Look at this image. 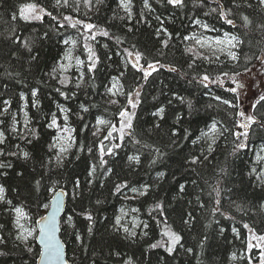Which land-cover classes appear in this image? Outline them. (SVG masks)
Returning a JSON list of instances; mask_svg holds the SVG:
<instances>
[{
    "label": "trees",
    "instance_id": "1",
    "mask_svg": "<svg viewBox=\"0 0 264 264\" xmlns=\"http://www.w3.org/2000/svg\"><path fill=\"white\" fill-rule=\"evenodd\" d=\"M27 2L39 3L46 11L52 12L57 20L48 16H44L43 21L13 20V15H18L19 7ZM149 2L151 12L144 9L143 0H132V16L128 19L127 13L117 6L118 0H104L102 5H95L93 0L95 6L88 7H85L83 0H80L78 7L76 0H69L71 7L67 8L55 5V0H0V131H4L6 136L5 144L0 145L5 151V155L0 156V164L5 165L0 168V185L5 188V200H11L13 206L23 207L31 217L26 223L35 228V221L45 212L40 205L49 203L51 194L63 189L66 192V204L61 219V238L66 246L69 264H125L128 260L131 264H248L246 246L249 233L243 224L248 223L259 233H264V210L259 207L264 201V185H260L256 179L258 173L252 172L254 152L257 146L264 147V129L254 125V133L249 137L247 147L235 154L233 148L237 141L229 133H225L226 139L217 141L212 153L207 152L205 141L195 145L191 141L213 119L219 120L232 131H243L235 127L236 122L242 119L236 115L239 111H246V114L264 120V102L258 104L254 111L250 107L253 103L250 94L245 95V98L240 95L239 108H230L214 99L220 96L235 103V94L226 91L228 87H233L231 78L234 74L239 72L240 76H245L247 73L253 75V71L261 72V64L256 57L264 56V28L260 27L264 24V9L258 6L257 0H249L251 7L245 0H236L240 8L233 9L231 18L235 24L228 25L219 19L218 12L211 11L217 7L213 0H185L184 8L175 9L166 3H157V0ZM220 2L226 8L232 7V0ZM64 15L96 24L108 31L109 37L97 35L95 40L86 42L82 27H58ZM141 15L144 21H141ZM242 15H247L251 21L247 28L243 27ZM157 16L165 21V27L173 34L168 48H163L154 34L159 27L155 19ZM194 19L201 20L215 31L203 30L191 23ZM226 32L242 40L236 49L238 61L234 62L222 55L220 61L211 64L197 60L198 67L188 69L190 57L184 55V48L186 44L194 45V41L185 42L183 36H221ZM13 35L34 41L33 54L38 55V61L29 62L28 52L10 42L9 38ZM117 37L123 43L117 44ZM66 39L77 41V56L85 63L88 57L85 43L94 49L101 61L94 74H88L86 67L81 69L86 73V80L80 88L76 87L78 79L74 71L63 73L69 79V84L63 88L58 83L61 77L54 80L49 75H57L52 73V69H58V63L66 51L63 43ZM132 45L149 59L172 64L188 75L181 77L179 73L161 69L149 78L141 91V104L134 110L129 107V111H135L132 135L125 136L123 141H111L121 144V147L115 149V155L104 157L108 163L101 169L98 166V145L103 135L107 134L108 126H102L103 131L93 136L96 119L100 117L118 125L121 107H128L126 95L112 97L118 103L110 104V98L105 94L106 86L112 76H119L120 71L125 73L120 79L125 93L144 83L140 80L141 74L134 72L130 65L126 66V58L118 55ZM246 67L251 71L245 73ZM204 71L213 78L219 75L224 81L223 87L212 84L205 89L195 82L189 83L193 75ZM222 73H228V76ZM33 88L38 90L35 98L31 95ZM56 88H61L66 96H61L55 91ZM180 98H183V102ZM5 100L9 102L7 105L4 104ZM34 100L38 102L35 107ZM188 101H191V109ZM81 104L88 107L89 111L82 112ZM158 107L165 109L163 119L152 115ZM60 109L68 111L62 113ZM25 113L29 127L39 133V139H33L32 144L20 139V134L26 132ZM52 114L57 116L60 125L64 123L74 130L72 136L76 142L66 155L63 166L53 167L51 175L59 179V185L54 191H48L51 184L45 181L36 191L35 180L46 171L41 168V161L46 163L54 155V152L48 151V147L57 131L45 127ZM65 114L68 116L67 122L64 120ZM157 124L159 128L155 127ZM13 127L19 131L14 133ZM173 129L177 132L176 137L171 134ZM185 129L190 137L188 140L184 139ZM173 139L178 141L179 147L172 144ZM134 140L140 143L136 144ZM111 143L104 141L107 146H111ZM17 144L20 145L19 150ZM89 148L92 152L88 151ZM157 148L164 153L162 157L155 151ZM20 150L28 151L30 158H21ZM202 151L208 156L203 163L189 165L185 162L186 158H190V153L200 155ZM9 152H17L18 155L11 156ZM129 156H139L140 163L129 161ZM154 158H157L155 165L150 163ZM93 163L97 164V171L95 177H89L88 171ZM8 164L11 167H7ZM107 168H111L112 172L107 176L102 175ZM161 171L165 173L163 178L157 175ZM77 179L81 182L79 189L74 188ZM90 179L93 181L91 185L88 183ZM124 182L128 187L113 195L115 185ZM180 184L186 185L183 193L179 191ZM145 185L148 186L147 193L141 196L139 191H143ZM133 188L138 191L133 192ZM215 188L220 189L219 197ZM217 199L220 200L219 211L214 214ZM97 200L102 203L97 204ZM156 203L161 204V209L154 208ZM10 207L6 202L0 203V236L6 240V244L0 245V250L6 253L0 256V264H35L39 248L35 240H30L33 252L29 253L23 244L15 240L14 214L5 211ZM123 209H136L133 212L140 225L134 237L114 227ZM189 212L193 217L192 222L184 224L183 220L188 219ZM83 213L93 216L91 234L88 233L89 222ZM68 216L73 217L72 225L66 223ZM233 228L237 229L239 235L232 231ZM166 229L181 235V242L171 255L164 247H149L157 241L167 245L168 238L163 235ZM145 232L147 235L143 234ZM76 233L80 234V241L76 240ZM258 253L259 250L255 248L251 253L256 264Z\"/></svg>",
    "mask_w": 264,
    "mask_h": 264
},
{
    "label": "snow or ice",
    "instance_id": "2",
    "mask_svg": "<svg viewBox=\"0 0 264 264\" xmlns=\"http://www.w3.org/2000/svg\"><path fill=\"white\" fill-rule=\"evenodd\" d=\"M217 4V7L212 8L211 11L214 13L218 12L219 19L223 20L228 25H234L235 21L231 17L234 15L233 9L240 8V4L236 2V0H232V7L226 8L223 3L220 2V0H213ZM80 0H76L77 7L79 6ZM83 3L85 7H88L90 5H102L104 3V0H95V5H93V0H83ZM157 3H166V5L171 6L173 9L175 8H184L185 7V0H157ZM245 3H247L248 7H251V3L249 0H245ZM258 6L262 9H264V0H257ZM55 5L60 7H71L69 0H55ZM119 8L123 9L128 16V19H131L132 13V0H118ZM143 7L144 9H147L149 12L152 11L151 4L149 0H143ZM205 15H208V13H205ZM44 16L51 17L52 20H57V17L53 15L52 12L46 11L44 7L39 5V3L36 2H27L21 5L18 9V15H13L12 19H22L24 21H33V20H40L43 21ZM243 20V27L247 28L248 25L251 23L249 20V17L247 15L241 16ZM120 19H124V17H120ZM155 19L159 22V27L155 29V36L157 39L160 40L161 45L163 48H168L169 43L173 39V34L168 31L167 27H165V21L161 19L160 16L155 17ZM141 21H144L143 15H141ZM191 23L198 25L199 27L203 28L205 31H215L214 28H209L208 24L203 23L199 19H194L191 21ZM71 27L74 29H77L78 26L83 28V38L87 42L89 39L95 40L97 35H102L104 37H109V32L100 28L98 25L93 23H84L82 20L74 19L72 16L64 15L63 16V22H60L58 24L59 28H65V27ZM260 27L264 28V24L260 25ZM129 31H132L131 28L128 29ZM14 31V30H13ZM47 33H45V37H47ZM163 37V38H162ZM177 37H179V34L177 33ZM10 42L17 46V48H22L26 50L29 54V62H35L38 61L39 57L38 55H34V41L30 38H21L19 35H13L10 38ZM182 40L187 42L190 40H194V45L186 44L184 48V55H187L190 57V60L187 62L188 69H195L198 67L196 64L197 60H203L208 61L210 64L214 61H220V55H216V50L228 57V59L236 62L239 60V55L236 49L240 47L242 44V40L235 35H231L229 33H224L223 38H197L195 36H188L185 35L182 37ZM117 44L123 43V41L117 37L116 40ZM63 43L65 45L72 44L73 46L76 45V41L74 40H64ZM213 45L217 46L216 48H213ZM223 46V47H219ZM84 48L88 53L87 57V63H85L84 60H81L79 57H73L72 56V50L69 48L66 53L64 59L68 60V64H60L59 70L57 68L52 69V73H57V75H50L51 79H57L58 76L61 77L58 79V83L61 85V88L67 87L69 84V79L66 76H63V73L67 72L70 67H72L70 61L72 59H75L76 66L78 70V81L76 83V87L80 88L82 86V83L86 80V73L84 71H81L80 69L83 67L87 68L88 74H94L98 70V65L100 64V58L96 55V52L94 49L87 43L84 44ZM205 48H213L212 56L205 55L202 51ZM13 56H15V52L12 53ZM118 55H122L125 57V64L126 66L130 65L131 69L134 70L136 73H140V80H142L144 83L138 84L135 89L132 91L125 93L124 86L120 82L121 77L125 75L124 71H120L119 76H112L111 81L108 86L105 88V94L110 98L109 103L110 104H117V99H112V97H119L121 95H126L127 97V105L128 107L122 106L121 110L118 113L119 117V124H111L109 121L98 117L96 119V125L95 131H93V136H98V133H101L103 131L102 126H108L107 134L103 135L102 139L99 140L98 145V151H99V167L103 169L105 165L108 163V161L104 158L105 156H113L115 155V149H118L121 147V144L119 143H111L112 140L119 139L120 141H123L125 136L132 135L131 129L133 128V117L135 116V111H129L130 109H136L142 101L141 91L144 87V84H146L149 81V78L153 76L154 73H158L161 69H165L168 72L171 73H179L181 77H185L188 75L187 72H181L179 68L172 64H164L161 63L159 59H149L146 54L136 48L135 45H132V47L124 48L123 53H118ZM214 58V59H213ZM109 59H111L109 57ZM257 60L260 61L261 64V74H264V56H257ZM251 69L245 68L244 72H250ZM9 76L12 75V73H8ZM16 75H19L17 73ZM223 76H228V73H222ZM241 73L237 72L234 74V77L231 78L232 83L235 84V87H228L226 91L231 92L235 94V103H233L232 100L229 99H223L220 96L214 97L217 101H220L224 105H227L230 108H239L241 105L240 101V90H245V85L242 83H239L235 76H240ZM135 79V77H134ZM195 82L198 85H201L203 88L207 89L212 84H219L221 87L224 85V81L220 79V76L217 75L215 78L207 72L204 71L202 73H196L192 76L189 83ZM95 87V85H93ZM255 87H259V83L255 85ZM61 88H56L55 91H57L61 96H66L65 92L61 90ZM246 94V90H245ZM32 97H37L38 90L36 88H33L31 90ZM21 99H23V93H21ZM153 99H156V97H153ZM181 102H183V98H180ZM261 102H264V93L260 94L258 99H256L253 103H251L250 107L255 111L258 104H261ZM9 102L7 100L4 101V104L7 105ZM37 101H33V107L37 105ZM171 103V100L169 101ZM94 106V105H93ZM189 109L192 108L191 101H188ZM7 109H5L6 111ZM80 110L82 112H88L89 108L85 107L83 104L80 105ZM62 113H66L68 110L66 109H60ZM165 109L164 107H158L155 112L152 113L154 117H158L159 119L164 118ZM2 114V113H0ZM239 117H241V120H238L235 124V127L237 129H243V131H232L228 127L221 124L219 120L213 119L211 124L207 126L205 130H201L200 135L196 137V139L192 140V144L195 145L200 141H205L207 144V152L212 153L214 151L213 146L217 143V141L220 138H227L225 137V133H229L230 135L235 137V146L233 148V154H235L237 151L243 150L247 147V141L249 137L254 133L253 126L257 125L259 128L264 129V120H258L255 115L252 114H246V111H239L236 113ZM15 120V117H13ZM81 120H83V117H80ZM180 117L177 116V120H179ZM64 120L67 122L68 116L64 115ZM219 125V127H218ZM48 129H56L57 135L53 136L52 143L48 147L49 152H54L53 156H50L48 161L45 163L41 161V168L45 169L46 171L40 176L39 179L35 180V186L36 191H39L40 186L43 182L48 181L51 184V187H49L48 191H54V189L59 185V179L54 178L53 175H51L53 171V167L55 168H61L64 164L66 157V154L69 152V150L72 148L73 144L76 142L75 137L71 135L73 129H70L68 127H61L57 122V116L55 114H52L51 120L46 123L45 125ZM85 128L88 127L87 124L84 125ZM156 128H159L160 125H155ZM25 129L26 132L23 134H20V139L25 140L28 144H32L33 139H39V133L35 128L29 127V121L27 118V113H25ZM12 131L14 133H17L19 130L15 127L12 128ZM63 133L64 135H61ZM116 133L117 135H114ZM172 136L176 137L177 132L175 129L172 130ZM189 134L187 132V129H185V135L184 139L188 140ZM243 138V139H242ZM104 141H109L111 143V146H107L104 144ZM6 142V136L4 131H0V145H4ZM136 144H139V140L133 141ZM172 144L179 147L178 141L176 139L172 140ZM145 147H148V145H145ZM16 148L19 150L20 145L17 144ZM89 152H92V149H88ZM155 151L158 153L159 157H162L164 153L160 151V149H155ZM5 155V151L2 147H0V156ZM8 155L11 156H17V152H9ZM19 156L23 158L24 160H28L30 158V153L28 151L20 150ZM203 157V160L201 159ZM208 156L204 154L202 151L200 155H196L195 153H190V158H186V163L189 165H199L203 163L204 160H207ZM129 161H135L136 163H140V157L139 156H129ZM261 160H264V157L258 156L257 157V163H259ZM151 164L155 165L157 163V158H154L150 162ZM5 167L4 164H0V168ZM7 167H11V164H8ZM195 170V169H193ZM97 171V164L93 163L90 166V169L88 171L89 177H95ZM221 171H224V169H221ZM257 170L255 168L252 169V172H256ZM112 172L111 168H107L102 175L107 176L109 173ZM19 175V173H18ZM157 175L161 178L165 176L164 172H158ZM256 179L260 182V185H264V169H261L260 172L257 174ZM88 183L91 185L93 181L90 179ZM195 183V181H193ZM101 186H103V181L101 182ZM81 187V182L79 179H77L74 183V188L79 189ZM128 185L126 182L124 183H118L115 185V190L112 193L115 195L116 193H120L122 189L127 188ZM133 192L138 191L137 189L133 188L131 189ZM148 190V186H144L143 191H139V195L143 196L146 195ZM179 191L181 193L186 191V185L180 184L179 185ZM214 191L216 192L217 197L220 195V189L215 188ZM5 188L3 185H0V202H6L11 207L8 209H5V211H8L10 213L14 214L13 224L16 228L15 233V240L19 242L20 244L24 245V248L27 252L32 253L33 248L30 245V240H35L40 246V251L38 254V259L36 260V264H68V262L65 260L64 256V245L56 238V213L59 210L60 207V198L65 195L64 190L61 189L59 192H55V194L52 196L50 203H42L40 206L45 210V215H41L38 220L35 221V224L39 226V230L37 232L36 228H29L26 227V221H28L31 217L29 213H27L23 207L13 206L11 200H5ZM197 200H199V197H197ZM97 204L102 203V201L97 200ZM219 204L220 200H216V205L213 209V213L215 214L217 211H219ZM51 206V211L49 212L48 209ZM203 207V205H201ZM261 210H264V201H261L259 205ZM155 209H161V204L156 203L154 206ZM238 210L239 206H237ZM133 211H136V209H133ZM223 214V213H221ZM84 218L89 222L88 225V233H92V222H93V216L90 213H83ZM192 214L191 212L188 213V219L183 220L184 224H190L192 222ZM72 216H68L66 223L69 225H72ZM2 227V225H0ZM115 228L120 229L122 227V230L129 236L134 237L137 235L135 231H130L128 227H123L121 225V217H117L115 221ZM137 225L134 223L132 225V228H136ZM145 228H147V224L144 225ZM243 227L248 230L249 236L247 239V246H246V252L248 255V264H256V261H254L251 253L252 250L258 249V257L256 260L258 261V264H264V233H259L257 230H255L252 226H250L248 223H244ZM223 231V229H221ZM232 231L239 235L236 228H233ZM144 235H147V233H143ZM163 235L168 238V243L165 245L161 241H157L156 243H152L149 245L151 249H156L158 247H164L165 251L171 255L175 250L176 246L180 244L181 242V235L178 234L175 231H172L171 229H166L163 232ZM76 240L80 241L81 236L79 233H76ZM6 244V240L4 237L0 236V245ZM187 251L191 252V249H187ZM6 255V253L3 250H0V256ZM119 255V253H117ZM233 259H235V256H233ZM125 264H131V261H125Z\"/></svg>",
    "mask_w": 264,
    "mask_h": 264
},
{
    "label": "rangeland",
    "instance_id": "3",
    "mask_svg": "<svg viewBox=\"0 0 264 264\" xmlns=\"http://www.w3.org/2000/svg\"><path fill=\"white\" fill-rule=\"evenodd\" d=\"M203 29V28H202ZM204 30V29H203ZM195 37H197V38H208V37H212V38H216V37H219V38H223L224 37V34H222L221 36H212V35H202V36H195ZM67 40H72V39H67ZM74 41H76V40H74ZM194 41V40H193ZM77 42V41H76ZM194 43H195V41H194ZM217 46H215V45H213V48H216ZM219 47H223V46H219ZM69 48H71V50H72V56L73 57H78L77 56V52H76V50L79 48V44L78 43H76V45L75 46H73L72 44H68V45H66V51L69 49ZM213 48H205V49H203L202 51L204 52V54L205 55H209V56H212V53H213ZM66 51H65V53H66ZM65 53H64V55L62 56V58L60 59V61H59V63H58V69H59V65L60 64H68L69 63V61L68 60H66V59H64V57H65ZM216 55H220V56H222V55H224V54H222V53H220L219 51H218V49L216 50ZM224 56H226V55H224ZM227 57V56H226ZM228 58V57H227ZM70 63H71V65H72V67H70L69 69H68V71H74V72H76L77 73V79H78V75H79V73H78V70H77V66H76V61H75V59H72L71 61H70ZM82 69V68H81ZM80 69V70H81ZM67 71V72H68ZM66 73V72H65ZM253 75H251V74H246L245 76L244 75H242V76H238L237 77V81L239 82V83H242V84H244L245 85V90H246V94H245V90H240L241 91V95L242 96H244L243 98H245V95H249L250 94V96L252 97V101L254 102L256 99H258V97H259V95L260 94H262V93H264V75L263 74H261V72H254L253 71ZM78 81V80H77ZM110 83V82H109ZM257 83H259V87H255V85L257 84ZM109 85V84H108ZM107 85V86H108ZM236 85L235 84H233V87H235ZM59 124V123H58ZM60 125V124H59ZM61 127H68L66 124H62V125H60ZM69 128V127H68ZM56 130V129H55ZM57 131V130H56ZM61 135H64L63 133H61ZM71 135H72V133H71ZM68 154V153H67ZM66 154V155H67ZM258 156H261V157H264V147L263 146H261V145H259V146H257V148H256V150H255V152H254V163H255V165H254V167L253 168H255L257 171V173H259L260 172V170L261 169H264V160H261L259 163H257V157ZM1 203V202H0ZM119 217H121V225L123 226V227H128L129 229H130V231H136V229L139 227V225H140V223H139V221H138V219L135 217V215H134V212H133V210H126V209H123V210H120V212H119ZM26 223V222H25ZM136 224L137 225V227L136 228H132V225L133 224ZM26 227H29V228H33V227H31L29 224H28V222L26 223ZM121 229H122V227H121Z\"/></svg>",
    "mask_w": 264,
    "mask_h": 264
},
{
    "label": "water",
    "instance_id": "4",
    "mask_svg": "<svg viewBox=\"0 0 264 264\" xmlns=\"http://www.w3.org/2000/svg\"><path fill=\"white\" fill-rule=\"evenodd\" d=\"M60 190H58V191H55V192H59ZM55 192H54V194H55ZM64 193H65V195H63L61 198H60V207H59V210L57 211V213H56V218H55V221H56V228H57V231H56V233H55V235H56V238L64 245V256H65V260L68 262V260H67V255H66V247H65V244H64V242L62 241V239H61V236H60V231H61V227H60V222H61V218H62V216L64 215V212H65V202H66V192L64 191ZM53 194V195H54ZM52 195V196H53ZM52 196H51V198H52ZM51 198H50V200H51ZM50 200H49V203H50ZM48 211L50 212L51 211V206H50V208L48 209ZM46 214V213H45ZM44 214V215H45ZM36 229H37V232H38V230H39V226L38 225H36ZM36 244L38 245V247H39V249L41 248V246L36 242ZM68 264H69V262H68Z\"/></svg>",
    "mask_w": 264,
    "mask_h": 264
}]
</instances>
